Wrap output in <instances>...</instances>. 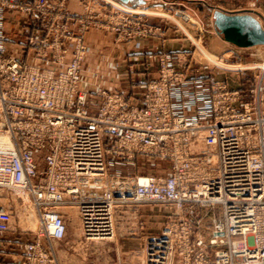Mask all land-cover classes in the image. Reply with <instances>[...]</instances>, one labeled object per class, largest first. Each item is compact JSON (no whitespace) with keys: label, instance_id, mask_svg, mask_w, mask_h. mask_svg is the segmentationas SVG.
I'll list each match as a JSON object with an SVG mask.
<instances>
[{"label":"built area","instance_id":"2783aa9c","mask_svg":"<svg viewBox=\"0 0 264 264\" xmlns=\"http://www.w3.org/2000/svg\"><path fill=\"white\" fill-rule=\"evenodd\" d=\"M108 3L111 10L98 18L65 0H0V231L25 230L18 204L33 207L39 222L16 264H62L56 243L67 238V207L77 209L78 236L92 246L143 233L141 264H264V62L237 68L243 75L257 70L247 94L215 80L208 105L188 102L179 114L171 87L185 78L180 54L160 55L159 76L140 100L101 85L88 90L82 62L92 26L126 39L159 35L143 26L141 11ZM10 12L26 16L19 40L6 32ZM141 156L168 162L167 172L140 173ZM123 165L134 170L121 173ZM137 205L148 214L132 211L129 233L118 230ZM216 205L222 217L206 228L203 210ZM154 217L163 222L151 224Z\"/></svg>","mask_w":264,"mask_h":264},{"label":"crops","instance_id":"0c3cea01","mask_svg":"<svg viewBox=\"0 0 264 264\" xmlns=\"http://www.w3.org/2000/svg\"><path fill=\"white\" fill-rule=\"evenodd\" d=\"M121 1V0H119ZM249 0H131L126 5L134 8L150 9L172 13V24H161L165 32L162 37H135L132 40L116 41L109 31L90 30L84 35L87 52L82 62L83 87L93 90L95 86L121 92L132 100H140L148 80L157 78L160 71V55L172 53L186 57L185 78L179 85L171 87L173 113L183 111V105L192 103L208 105L210 85L215 80H224L231 88H240L247 94L251 77L237 78L231 74H218L202 66L185 54L196 41L205 45L215 54H234L238 49L230 45L236 43L227 40L215 23V13H249L259 21V12L250 7H237ZM122 2V1H121ZM236 6V7H235ZM181 14L187 18L183 19ZM149 21L161 23L158 17L151 16ZM26 16L10 12L6 32L12 40L23 37L21 27ZM261 22V21H260ZM256 44L251 46H262ZM14 53L20 54L15 44L9 42ZM239 47H242L239 45ZM238 53V52H237ZM174 65V64H173ZM179 67L178 65H174ZM201 119L208 121L206 116ZM0 264H16L22 253V237L14 231H0ZM20 241V244H18ZM5 245H7L5 247ZM10 245V247H8ZM7 248V249H6Z\"/></svg>","mask_w":264,"mask_h":264},{"label":"rangeland","instance_id":"374dc122","mask_svg":"<svg viewBox=\"0 0 264 264\" xmlns=\"http://www.w3.org/2000/svg\"><path fill=\"white\" fill-rule=\"evenodd\" d=\"M52 1H60V0H52ZM109 1H115V8H124V3L119 0H65L66 6H68L71 10H76L78 12H84L85 10H95V12H99L96 16L98 18H105L108 14V10H111ZM130 7V6H129ZM236 7V6H235ZM237 7L243 8V7H250L256 9L260 14L259 19L262 23V26L264 27V0H249L248 3L245 4H239ZM87 8V9H86ZM136 11H141L140 16L143 19V26L149 27L152 26L153 30L158 29L159 35H135L131 39L124 38L123 34H119L118 31H116L114 28H109L106 25L104 26H97L94 25L91 27L90 30H105L109 31L114 39L116 41H125V40H132L135 37H153V36H159L162 37L165 30L162 27L161 24H172L173 17L172 13L164 12V11H151L150 9H143V8H134ZM183 14H181L182 17ZM153 16H156L159 18L161 23H152L149 21V18ZM183 18V17H182ZM184 19V18H183ZM87 31V32H88ZM85 32V34L87 33ZM84 34V35H85ZM85 42V40H84ZM86 44V43H85ZM231 47H235L238 49L236 53H222V54H215L205 45V43L201 42H194L191 45L189 53L185 54L193 59L194 62H197L198 64H201L202 66H206L208 69H211L214 72H217L218 74H231L234 75L237 78H243L250 76L252 78V75L257 71L254 68H250L246 70V74H242L240 70H237L239 66H253L255 64H262L264 62V45L262 46H242L239 47L238 44L236 45H230ZM238 52V53H237ZM210 54H213L218 57L217 61H220L219 64L215 63L211 59H209ZM221 59V60H219ZM47 152L46 149L42 150V155H45ZM42 164V162L40 161ZM139 165V166H138ZM167 165L168 162L166 161H160L157 159L151 158L150 161H147V158L145 156H141L139 162L137 163L138 171L140 173L145 172H152L157 171L159 172V168L161 172H167ZM134 167L131 165H123L119 168V171L121 173H126L133 171ZM117 170L115 167L111 166V172H116ZM14 193H16L19 196H25V192H23L20 189L13 190ZM125 209L130 208V206L124 207ZM136 210H128V215H130V220L127 219L125 222L119 221L117 222L116 227L118 226V230H126L129 233V229L131 228L133 222L136 219L137 214H133L132 211H137V213H141L144 215H147L148 212H146L145 208L141 205L135 206ZM222 206L216 205L212 207H207L203 210V216L204 221L206 222V228L212 219L213 216L222 217ZM127 211V210H126ZM155 211L158 212L157 209ZM17 212L19 217V224L20 226L25 229L20 233V236L22 239L25 240H31L35 237V233L38 231V218L37 213L33 210V207L29 208V211H25L23 206L17 205ZM33 212V213H32ZM65 214L68 216L67 227V238L64 242L56 243V251L58 252V255L60 256L61 263L62 264H93V260H101L102 257L105 259H112L119 260L120 264H141L144 260V256L141 252L138 250L140 249L141 245V238L143 233L138 237L134 236L132 234L123 236L119 239H117V236L113 237V241H111V245H93L92 243L86 239L85 237H79L78 231H79V221H78V213L77 209L75 207H67L65 208ZM155 212V213H157ZM22 217L26 219H32L33 218V224L32 222L27 223L26 220H22ZM131 217L133 219H131ZM163 221L160 218L155 219V217L150 220V223H154L157 225H160ZM149 224V220L146 221L144 224ZM150 224V225H151ZM30 225V226H28ZM146 228H148L145 225ZM210 229V228H209ZM146 230H143L145 233ZM9 232V231H8ZM16 233H19V231H14ZM1 240V238H0ZM22 243V242H21ZM18 244H20V241H18ZM7 245H5L6 247ZM10 247V245H8ZM109 248V249H108ZM7 249V248H6ZM214 248L212 247L210 249L211 253L213 252Z\"/></svg>","mask_w":264,"mask_h":264},{"label":"water","instance_id":"95a60500","mask_svg":"<svg viewBox=\"0 0 264 264\" xmlns=\"http://www.w3.org/2000/svg\"><path fill=\"white\" fill-rule=\"evenodd\" d=\"M121 1L127 3L131 0ZM215 23L227 40L240 46L264 44V27L249 13H226L217 10Z\"/></svg>","mask_w":264,"mask_h":264},{"label":"bare ground","instance_id":"6f19581e","mask_svg":"<svg viewBox=\"0 0 264 264\" xmlns=\"http://www.w3.org/2000/svg\"><path fill=\"white\" fill-rule=\"evenodd\" d=\"M32 213H33V212H32ZM22 220H24V221L26 220V222L30 224V222L33 221V218H32V219H29V218L26 219V218L22 217ZM32 224H33V222H32ZM28 226H30V225H28Z\"/></svg>","mask_w":264,"mask_h":264}]
</instances>
